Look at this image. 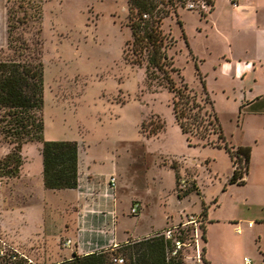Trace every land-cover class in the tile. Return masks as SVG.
<instances>
[{
  "label": "rangeland",
  "instance_id": "1",
  "mask_svg": "<svg viewBox=\"0 0 264 264\" xmlns=\"http://www.w3.org/2000/svg\"><path fill=\"white\" fill-rule=\"evenodd\" d=\"M212 3L213 10H188L181 0H157L168 13L160 27L176 69L174 83H187L202 111L214 110L228 146L249 148L244 185L223 190L232 173L229 155L182 134L173 118L172 94L146 78L143 64L130 62L127 0H0V59L13 56L10 40L38 52L44 139L76 141L85 163L100 160L96 165L103 173L115 163L120 209L127 212L130 202L140 203L138 214L123 222L129 231L158 232L186 216H200L205 260L245 264L243 257L255 261L257 246L264 247V0H250L260 23L249 33L232 28V21L241 20L230 0ZM208 138L221 143L216 133ZM39 145L24 144L17 175L0 177V237L12 244L41 225L24 217V204L35 201ZM7 148L0 143V157ZM44 209L58 220V213ZM248 221L255 227L248 228ZM236 226L241 234L234 232ZM117 249L126 260L123 247Z\"/></svg>",
  "mask_w": 264,
  "mask_h": 264
},
{
  "label": "trees",
  "instance_id": "2",
  "mask_svg": "<svg viewBox=\"0 0 264 264\" xmlns=\"http://www.w3.org/2000/svg\"><path fill=\"white\" fill-rule=\"evenodd\" d=\"M181 1L184 4V0ZM206 2L212 7L211 0ZM127 6L131 39L127 42L125 53L129 55L130 62L137 65L143 64L146 78L157 82L172 94L173 118L182 134L187 138L194 135L204 141V145L222 147L229 155L232 165L237 163L226 184H244L242 177L248 169L249 148L228 146L214 110L212 109L213 112L209 113L202 111V105L189 92L187 83L177 86L173 81L171 71L176 69L167 55L166 35L160 27L161 20L168 14L167 11L157 7V0H127ZM182 36L187 45L184 33ZM8 48L12 50L13 56L0 59V143H6L9 146L7 152L0 157V177H15L22 164V146L26 143L39 142L44 189L75 188L77 186V142L46 140L43 136L44 124L40 115L43 106V70L38 58L39 54L26 42L11 43L10 40ZM194 68L206 99L210 102L196 62H194ZM159 129H162V124ZM210 133H216L218 141L222 144L210 140L208 138ZM177 196L180 195L177 194ZM201 230V237L205 240L203 226ZM121 246L122 253L126 256L122 264H165L169 241L161 236L153 235ZM117 248L86 255L73 254L69 259L43 264L55 262H58L57 264H113L112 257L118 255Z\"/></svg>",
  "mask_w": 264,
  "mask_h": 264
},
{
  "label": "crops",
  "instance_id": "3",
  "mask_svg": "<svg viewBox=\"0 0 264 264\" xmlns=\"http://www.w3.org/2000/svg\"><path fill=\"white\" fill-rule=\"evenodd\" d=\"M212 2L213 0H211ZM234 9V13L239 15L241 21H237L235 24L232 21V28L249 33L260 23V20L257 18V6L250 5V0H236ZM211 10H213V3ZM262 20L261 22H264ZM40 146L36 149V155L40 160V164H38L36 187L33 195L35 201L27 205L24 204V217L28 219V222L36 220L41 225L37 231H30V235L27 237L14 238L12 242L15 246H22L30 257L35 260L38 258L37 261L53 262L69 259L73 254L86 255L93 252L115 249L157 232L146 230L143 235H135L128 230V227L123 222L125 223L126 217L130 214L129 210L124 212L119 207V194L116 191L117 180L113 195H104V193H107L109 177L115 174V163L110 161L109 170L103 173L99 171L96 165V162L100 160L94 158L92 162L86 161L85 163L79 147L77 186L70 189H44L41 176ZM233 168L234 166H232V170ZM248 171L249 163L247 173L243 174V179L245 175H248ZM226 185L233 184L225 183L224 186ZM214 200L217 201V198L215 197ZM131 204L132 202H130ZM44 207L58 213V220L46 216L44 214ZM205 216L207 217V211L205 212ZM254 227L255 223H252L248 228ZM161 229L158 228V231ZM233 230L235 232V228ZM241 233L242 231L240 230L237 234ZM255 233L257 234V239H260V231L255 230ZM66 238L71 240V244L64 246L62 242ZM256 249L259 257L255 261H251L249 258L250 264H264V247L257 246ZM53 251L56 252L57 258L53 257ZM207 258L209 260L207 261L208 264H216L209 257Z\"/></svg>",
  "mask_w": 264,
  "mask_h": 264
},
{
  "label": "built area",
  "instance_id": "4",
  "mask_svg": "<svg viewBox=\"0 0 264 264\" xmlns=\"http://www.w3.org/2000/svg\"><path fill=\"white\" fill-rule=\"evenodd\" d=\"M233 5H236L235 0H230ZM184 7L189 10L202 9L208 6L206 0H184ZM116 185V178L112 174L109 177L107 193L104 195H113ZM140 211V204L132 202L129 207V214L134 216ZM204 219L200 216H186L185 221L176 223L169 227L163 228L153 235L161 236L169 241V246L166 248L165 264H207L204 257V247L201 246V235ZM252 222H247V226H251ZM235 232H240L239 226L235 227ZM203 240V239H202ZM71 244V240L66 238L62 245ZM205 260V261H204ZM124 261L121 255L112 257L113 264H122ZM245 264H250V259L243 257ZM55 262L53 264H57ZM0 264H43L30 257L25 251L9 243L0 237Z\"/></svg>",
  "mask_w": 264,
  "mask_h": 264
}]
</instances>
